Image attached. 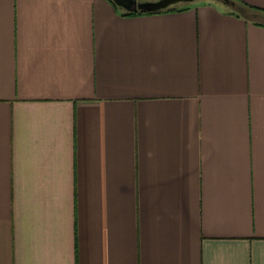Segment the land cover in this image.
Returning a JSON list of instances; mask_svg holds the SVG:
<instances>
[{"label":"crops","instance_id":"crops-1","mask_svg":"<svg viewBox=\"0 0 264 264\" xmlns=\"http://www.w3.org/2000/svg\"><path fill=\"white\" fill-rule=\"evenodd\" d=\"M114 3L0 0V264H264V12Z\"/></svg>","mask_w":264,"mask_h":264},{"label":"water","instance_id":"water-1","mask_svg":"<svg viewBox=\"0 0 264 264\" xmlns=\"http://www.w3.org/2000/svg\"><path fill=\"white\" fill-rule=\"evenodd\" d=\"M116 5L127 11L145 10L149 12H156L166 9L173 5L194 3L198 0H113ZM217 3H221L232 9L242 12V8H239L235 0H212ZM254 18H257V13H252Z\"/></svg>","mask_w":264,"mask_h":264},{"label":"trees","instance_id":"trees-1","mask_svg":"<svg viewBox=\"0 0 264 264\" xmlns=\"http://www.w3.org/2000/svg\"><path fill=\"white\" fill-rule=\"evenodd\" d=\"M114 3L113 0H110ZM237 2V5L239 8H242L244 10H246L247 12H264L262 10H259V9H256V8H253L249 5H247L246 3L242 2V1H239V0H235ZM217 3V2H216ZM192 4L194 3H187V4H178V5H173L171 7H168L166 9H163V10H159V11H156V12H149V11H145V10H138V11H127V10H121L125 15H134V14H149V13H160V12H163V11H175V10H181V9H185V8H189ZM115 6H117L115 3H114ZM229 10H231L232 12L233 11H237L235 9H232L228 6H226ZM121 9V8H120ZM238 12V11H237ZM242 14V13H240ZM244 14V13H243Z\"/></svg>","mask_w":264,"mask_h":264},{"label":"rangeland","instance_id":"rangeland-1","mask_svg":"<svg viewBox=\"0 0 264 264\" xmlns=\"http://www.w3.org/2000/svg\"><path fill=\"white\" fill-rule=\"evenodd\" d=\"M203 1H206V0H198V1L194 2V4H197V3H200V2H203Z\"/></svg>","mask_w":264,"mask_h":264}]
</instances>
